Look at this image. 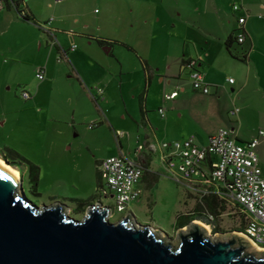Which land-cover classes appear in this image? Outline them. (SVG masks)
<instances>
[{"label":"rangeland","instance_id":"rangeland-1","mask_svg":"<svg viewBox=\"0 0 264 264\" xmlns=\"http://www.w3.org/2000/svg\"><path fill=\"white\" fill-rule=\"evenodd\" d=\"M148 2L154 0H64L60 4L54 0H28L26 3L37 24L23 22L14 10L0 9L5 19L8 16L7 22L0 24L9 26L4 35L0 32V121L5 123L0 125V154L7 155V162L13 168L19 158L40 168L37 196L31 192L28 172L23 175V166L22 172L15 168L19 177L23 176L25 196L33 204H62L67 215L76 220L85 217L88 207L77 211L75 200L112 207L109 196L100 197L95 162L96 158L119 153L116 130L124 133L120 138L123 152L133 151L143 141L142 133L146 132L131 119V116L139 119L138 97L145 86L139 59L158 70V76L145 91L147 114L157 140L174 139L163 134L169 122L168 133L175 129L178 112L182 113L179 121L184 124L182 129L187 128L197 143L209 131L219 129L233 127L244 140L257 138L264 131V9L260 8L264 0L242 1L250 11L247 21L252 49L249 41L242 46V51L249 54L247 63L229 57L224 47L226 32L236 26L231 4L240 1L223 0L220 17L210 12L207 17L199 18L185 7L179 11L181 16L173 14L160 23L154 22V7ZM75 18L79 25L89 20L95 25L94 30L101 28L104 35L119 43L136 45L133 49L137 56L124 47L116 48L115 55L122 66L113 59H96L94 64L82 65L92 71L89 80L94 82V91L97 92L98 86L104 89L105 104L98 102L96 106L87 91L84 95L70 70L68 58L56 46L74 45L69 57L80 58L78 52L85 49L86 41L72 35L77 27ZM201 19L209 23L208 29L203 28ZM183 44H197L202 51L215 55L213 61L202 65L210 93L201 97L198 92L188 91L167 102L165 96L173 90L191 87L187 75L178 77ZM235 49L241 51L240 47ZM43 67L47 68V76L42 81L36 77V71ZM24 91L32 98L25 100ZM159 105L165 111L164 117L158 115ZM236 109L238 113L232 116L231 111ZM256 153L264 166V137L260 138ZM151 171L159 176L158 183L146 190L141 179L142 194L128 205V211L138 224L165 234L177 246L181 228H175L176 220L195 210L197 196L187 192L184 183L166 169L158 156L153 158ZM124 214L114 212L110 222H118ZM238 214L237 208L228 205L217 219L221 233H214L207 225V236L213 241L230 240L231 232L240 226ZM189 224L182 228L185 232ZM253 248L246 252L264 256L263 251Z\"/></svg>","mask_w":264,"mask_h":264},{"label":"water","instance_id":"water-1","mask_svg":"<svg viewBox=\"0 0 264 264\" xmlns=\"http://www.w3.org/2000/svg\"><path fill=\"white\" fill-rule=\"evenodd\" d=\"M22 183L23 176L0 165V264H264V256L246 252L254 246L240 232L213 241L192 221L188 232L178 231L175 246L132 214L110 222L100 202L88 206L82 220L68 216L62 204L37 206Z\"/></svg>","mask_w":264,"mask_h":264},{"label":"built area","instance_id":"built-area-1","mask_svg":"<svg viewBox=\"0 0 264 264\" xmlns=\"http://www.w3.org/2000/svg\"><path fill=\"white\" fill-rule=\"evenodd\" d=\"M11 0V7L18 12L20 17L26 16L27 11L22 5ZM61 0H57L59 2ZM0 0V9H3ZM240 7L233 5V11ZM246 18H238L239 24H244ZM50 22V21H49ZM237 41L242 44L246 37L239 31ZM75 46L72 47L74 49ZM65 54V51L62 50ZM185 69L188 70V78L194 92L203 95L210 93V85L206 82L204 74L198 70L194 62H188ZM36 77L43 80L45 72L39 68ZM228 82L231 84L232 80ZM100 96L102 89H98ZM178 95L177 91L165 96V99L173 100ZM22 97L25 100L31 98L26 91ZM160 117H164L163 108L158 109ZM238 110L231 111L234 116ZM94 125H91L93 127ZM119 140L124 133L115 131ZM264 137V131L259 133ZM258 138L241 143L234 139L232 132L219 129L207 137L206 144L199 145L193 136L172 142H160L147 145H138L134 158L123 155L110 156L99 162L97 170L103 183L100 197L103 194L113 200L109 208V219L114 212L132 214L128 211V205L138 200L142 194L139 184L143 175V167L139 161L141 155L149 157L157 154L159 160L166 169L186 183L187 189L200 200L211 194L224 199L228 205H232L244 216L245 228L240 234L254 247L264 251V171L259 162L256 148ZM103 206V204H102Z\"/></svg>","mask_w":264,"mask_h":264},{"label":"crops","instance_id":"crops-1","mask_svg":"<svg viewBox=\"0 0 264 264\" xmlns=\"http://www.w3.org/2000/svg\"><path fill=\"white\" fill-rule=\"evenodd\" d=\"M233 1H235V0H233ZM236 1H240V3H232L231 4V12L235 16L236 26L234 28L231 27L230 29H228V31L226 32V38L230 34L236 35L239 31H242V32H244L245 37H246L245 43L247 41H249L251 43L250 44V50H251L252 49V40L250 38V28L248 27V21H247L248 18H249V15H250V13H249L250 11L242 3L243 0H236ZM26 2H28V0H25V4H24L23 7H26L27 11H29V13H31L33 15V17L35 18L34 14L31 11V8H29V6H28V4ZM63 2H64V0H61L59 2H57V0H54L55 4H60V3H63ZM222 2H223V0H154V3L153 2H150V3L148 2V5H150L151 8L154 7V22L155 23H158V22L160 23L161 21H164L165 17L173 16V14H175V16H178V17L181 16L179 11H181L185 7H187L191 12L195 13L196 16L198 15L199 18L207 17V14L210 13V12H212L215 16H219L220 17V14L222 12V6H223ZM233 5H238L240 7V9L238 11L234 12L233 11ZM260 8L264 9V5L260 4ZM2 14H3V12L0 11V21L3 22L5 20L7 22V17L8 16H6V19H5V14H3V15ZM238 18H246L245 19V23L244 24H239L238 23ZM35 20H36V18H35ZM200 21H201V24H202L203 28H207V29L209 28V26H208L209 23L208 22H203V19H201ZM73 22H74V24H77V27L75 28L76 31L72 32V35L77 37V38H79V39H85V41H86V44H83L85 49L83 48L82 51L78 52L81 55L80 58L76 57V59H71V57H69L70 54H68V52L73 50L72 47L74 45H72V47H70V48L68 46L64 48V47H62L63 45L61 46V44L59 46L58 45H56V46H57V48H59L61 50V52H62V50L65 51V57H67L68 60H69L70 70H71L72 73L75 74L76 79L78 81L77 82L78 87L81 89V91L84 93V95H86V93L88 92V94L90 95L91 100L93 101V103L96 106H98V104L100 102H103L105 104L106 100L104 98V96H105L104 89L98 86L97 87V92L94 91V89H93L94 86H92V84L94 82H90V80H89V77L92 76L91 75L92 71L84 69L82 65L84 63H87L88 65L91 64V63L94 64L93 60H96V59H100V60L103 59V61L106 60V59H113L119 65L122 66L121 60L118 59L116 57V55H115L116 48L124 47L123 45H126L129 48H131L132 51L128 50L125 47L124 48L127 49L128 51H130L131 53H134V55L137 56V53H136L137 51H135L133 49V48H135L136 45L135 44H124V43L121 44V43H119V41H116V40L112 39L111 37L104 35L102 33V31H101V28H99V27H95V30H94L93 26H95V25H92V23L89 20H86L84 22L82 21L81 25H79V20L76 19V18L73 20ZM146 22H148V21H146ZM227 24L230 25V21H227ZM55 30H59V29H55ZM7 31H9V26H4L3 23L0 24V32H2L1 34L4 35ZM203 31L205 33L208 32V31H206L204 29H203ZM64 32H67V31H64ZM225 39H224V43H225ZM98 42H100V43H98ZM224 47H225V45H224ZM225 50H226V48H225ZM138 58H140V57H138ZM179 58H180L179 59V62H180V66H179L180 74H179L178 77H180L181 74H185V75L188 74V70L185 69L184 66H183V64L187 63V62H194L196 68L203 73L202 65L204 63L213 61V59H215V55L213 53L207 51V50L202 51V49H199L197 47V44H183L182 47H181ZM139 60H140L141 67H142V61H145V60H141V59H139ZM248 61H249V54H248L247 62ZM147 64H148V62H147ZM42 69L45 72V77L43 79V80H45V78L47 76V68L43 67ZM152 70H153V73H154V76L152 78V80H153L155 76H158L157 75L158 74V70L155 69V68H152ZM142 71H143V68H142ZM103 75H104V70L102 69L101 77H103ZM143 75H144V72H143ZM204 76H205V74H204ZM205 80H206V77H205ZM160 81H162L161 78H160ZM206 82H207V80H206ZM144 83H145V79H144ZM144 85L145 86H144V91H143V93H144V95H143L144 96V105H143V107H144L145 115L143 116V121L147 122V124H148L147 128L144 129V128L140 127L139 119L142 120V117H141L142 115L141 114L139 115V119L131 116L132 121H134V123L136 125H138V127L143 132H146L144 134L142 133L143 141H142L141 144L144 145L145 143H149V142H154V144H159V142L181 141V140L187 139V138H189L191 136L194 137V135L191 134V132L188 131L187 128H183L182 129L184 124L183 123L180 124V122H179L181 120V118H182V113L178 112L177 113V119L179 121L177 122V124L176 123L174 124V125H177V126H174L175 129H171L172 133H170V134L168 133V132H170L169 125L171 124L169 122V123H167L165 125L166 132L163 134L164 137H170V138H174V139H171L169 141H167V139H163L162 141L157 140L158 138H157V135L155 133V130H154L153 126L151 125L150 119H149L148 114H147V112H148L147 111V107H146L147 98L145 97V91H146V87L149 86L150 84L149 85L144 84ZM99 88L103 90L102 96H100V94L98 92ZM174 91H177L178 95L173 100H175L179 96V93L185 94L188 91H190L192 93H195L192 90L191 87H190V89H187L184 86L180 87L179 89L177 88L176 90H173L172 92H174ZM215 93L216 92H214V94ZM201 97H202V94H201ZM31 98H32V96H31ZM173 100H168L167 102L173 101ZM159 108H162V107L159 105L157 109H159ZM141 120H140V122H141ZM4 124H5L4 121H0V125L1 126H4ZM176 128H178V129H176ZM230 131L232 132V135H233L234 139L237 140L238 142L244 143V142L250 141V140L240 139L237 136L236 131H235V129L233 127L230 129ZM212 133H215V132L214 131H209L208 133H206V136L203 138L204 140L202 142H199L198 144L199 145L206 144L207 137L210 134H212ZM257 138H258V140H260L261 137L258 135ZM140 139H141V137H139L138 141H140ZM118 145H119L120 151L116 155H123V156L129 157V158H134L135 157L134 152H135L136 149H134L133 151L123 152L122 151V144H121L120 139L118 140ZM116 155H112V156H116ZM155 156L157 157L158 155L155 154V155L151 156L150 169H151V164H152L153 158ZM108 157H110V156H108ZM145 157H147V155H145ZM103 159H105V158H102V157L101 158H96V161L100 162ZM259 162H260V166H261L262 170L264 171V166L262 165V163L260 161V158H259ZM26 171L27 170L25 169L23 175L26 173ZM173 176L178 181H180L176 177V175H173ZM181 182H183V181H181ZM183 183H184V185L187 188L186 183L185 182H183ZM140 187L141 186L139 184V188ZM187 192L189 194H191L188 189H187ZM197 200H198V198H197ZM196 221L197 220H195V222ZM187 224H189V222L188 223L184 222L181 225L182 227H180L178 225V220H176L175 228L180 229V228L185 227Z\"/></svg>","mask_w":264,"mask_h":264},{"label":"trees","instance_id":"trees-1","mask_svg":"<svg viewBox=\"0 0 264 264\" xmlns=\"http://www.w3.org/2000/svg\"><path fill=\"white\" fill-rule=\"evenodd\" d=\"M2 2L4 4L3 9H6L8 11L14 10L16 12V10L12 9V7H11V0H2ZM14 3H16L17 6L18 5L24 6L25 0H15ZM24 8L27 11V8L26 7H24ZM16 13L18 14V12H16ZM18 17H20L19 14H18ZM20 20H22L23 22H31V23L37 24L35 18L33 17V15L31 13H29V11H27L26 16L20 17ZM98 43H100V42H98ZM244 43L240 44L237 41V36L230 34L225 39L224 45H225V48H226L228 55L231 58H233L237 61H240L242 63H247L248 53L246 51H242V46ZM121 44H123V43H121ZM123 46L125 48H127L128 50L132 51V49L129 48L128 46H126V45H123ZM235 46L240 47L241 51H237L235 49ZM187 63H184L183 66H186ZM142 68H143V72H144L145 84L149 85L153 76H154L153 70L147 64L146 61H142ZM143 95H144V93L139 95L138 102H139L140 113L142 115L140 127L145 129V128H147L148 124H147V122L143 121V116L145 115L144 107H143V105H144V96ZM144 145H147V143H145ZM3 155L0 154V156H2L3 159H8L7 155L6 156H3ZM139 161L143 167L142 179L144 182V187L146 190H151L158 183L159 176L155 172H152L150 169L151 157H149V156L145 157V155H141L139 158ZM98 164H99V161H96L95 162V165H96V183H97V188L100 189V191H101L103 188V183H102V180L99 176V172L97 170ZM13 166L17 170H19L20 172H22L21 166L24 167V170L25 169L27 170L28 182L30 185L31 192L36 196L39 195L37 192V184L39 181L40 168L37 165H35V164H33V163L23 159V158H19V160L17 162L13 163ZM75 202L77 203V208H76L77 211H79V210L81 211V210L87 208L89 205H91V204H87V202L85 200H75ZM227 206H228L227 202L224 199L219 198L215 194L204 196L200 200L198 199V203L196 204L195 210L191 214L181 215L177 218L178 225L180 227H182L181 225L184 222L190 223L191 221L198 220V221H201L202 223H204L206 225L211 226L212 231L214 233H221V229L218 226L217 219L220 217V215L222 213H224L226 211ZM238 215L240 217V226H239V228H237L234 231L241 232L245 228L246 223L244 220V216L242 214H238Z\"/></svg>","mask_w":264,"mask_h":264},{"label":"bare ground","instance_id":"bare-ground-1","mask_svg":"<svg viewBox=\"0 0 264 264\" xmlns=\"http://www.w3.org/2000/svg\"><path fill=\"white\" fill-rule=\"evenodd\" d=\"M0 165H1L6 171H8L9 173L13 174L17 179L19 178V173H18V171H17L15 168H13L12 166L6 164L1 158H0ZM195 223L199 224L200 227H201L203 230L206 231V235H208V226H207V225L202 224V223H200V222H195ZM183 230H184V229H183ZM184 231H186V230H184ZM209 235H210V234H209ZM255 248H256V247H255ZM256 250H257V251H263V250H261V249H259V248H256ZM263 252H264V251H263Z\"/></svg>","mask_w":264,"mask_h":264}]
</instances>
